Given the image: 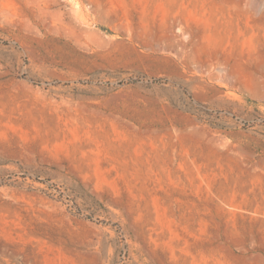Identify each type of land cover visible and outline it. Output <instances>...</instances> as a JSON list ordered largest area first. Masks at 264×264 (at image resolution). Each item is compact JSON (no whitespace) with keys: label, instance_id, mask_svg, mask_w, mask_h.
<instances>
[{"label":"rangeland","instance_id":"rangeland-1","mask_svg":"<svg viewBox=\"0 0 264 264\" xmlns=\"http://www.w3.org/2000/svg\"><path fill=\"white\" fill-rule=\"evenodd\" d=\"M0 264H264V0H0Z\"/></svg>","mask_w":264,"mask_h":264}]
</instances>
